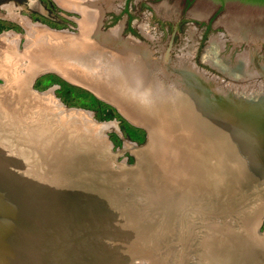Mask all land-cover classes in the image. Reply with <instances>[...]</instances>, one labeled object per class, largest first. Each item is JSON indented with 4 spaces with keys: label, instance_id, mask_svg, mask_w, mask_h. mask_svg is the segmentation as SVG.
Masks as SVG:
<instances>
[{
    "label": "rangeland",
    "instance_id": "374dc122",
    "mask_svg": "<svg viewBox=\"0 0 264 264\" xmlns=\"http://www.w3.org/2000/svg\"><path fill=\"white\" fill-rule=\"evenodd\" d=\"M65 1L71 7L57 0H0V118L10 124V130L0 124V134L7 130L0 136V264H264V166H258L264 145H253L256 136L264 143V129L238 132L243 139L253 136L248 148L255 152L244 155L249 163L245 169L224 160L226 168L219 175L209 173L216 162L211 156L210 165L199 164L209 176L206 183L191 187L181 201L174 197L171 209L166 191L158 190L153 168L164 166L163 146L168 147L166 168L175 163V138L162 144L155 138L154 145H148L149 134L152 138L155 133L147 118L155 104L162 108L164 103L151 99L147 76L141 72L122 80L131 83L123 90L129 94L130 109L140 111L137 124L119 102L99 97L80 80L51 68L77 50L84 61L93 55L85 65H93L90 72L99 74L103 69L98 57L108 53L92 38L88 45L80 42L90 29H85L83 10ZM105 1L95 2L102 14L98 35L118 28L116 47L130 42L140 46L148 73L159 83L164 78L160 85L177 91L184 87V105L180 94L172 103L174 114L186 125L189 117L209 115L204 133L208 141L213 107L218 110L221 94L264 96L263 19L186 0ZM8 5L14 6L17 20L8 17ZM28 23L41 25L50 36L35 33L29 38ZM7 31L15 36L2 38ZM37 38L47 39H41L47 46ZM36 40L39 46L32 45ZM241 62L254 65L253 71H230ZM52 88L51 94H42ZM144 88L150 98L139 92ZM221 108L237 119L246 113ZM92 120L116 121L118 130L108 129L101 138L99 131L91 130Z\"/></svg>",
    "mask_w": 264,
    "mask_h": 264
},
{
    "label": "bare ground",
    "instance_id": "6f19581e",
    "mask_svg": "<svg viewBox=\"0 0 264 264\" xmlns=\"http://www.w3.org/2000/svg\"><path fill=\"white\" fill-rule=\"evenodd\" d=\"M74 1L75 2L73 3V5L80 7V9L83 10V12H84L85 19H86L85 22L87 23V25L89 27L88 28L86 26L87 28H85V29L86 30L90 29L89 31L84 33L83 37L80 38V42L88 45V42H92L91 41V38H92L93 41L97 42L96 47L98 49L108 51V53L100 55V58L98 57V59H99L98 64L100 62V64H101L100 66L103 69V70H100V71H102V73L97 74V72L96 73L90 72L93 65L92 66L85 65V62L87 63L91 59V57L93 56L90 51H89V54L92 56L88 55V57H89L88 58L89 60L87 59L88 61L83 60V58H85V56H82V55L77 56L78 52L76 50V51H73L71 55L68 54L65 58H63L60 61L61 63L56 62L55 64H53L51 66V68H55L56 70H59L60 74H62L63 76L66 75L70 79L72 77H75L78 81L80 80L79 83L84 85L86 88L92 89V91H95V93H97V95L99 97H104L106 99H109L110 101H116L117 103L119 102L118 104H120V106L123 107L122 109L125 112V114L128 117H130V119L133 122H135L137 124H140L138 122V119L141 118V115L139 113L140 111H135L134 109L133 110L130 109L132 107V105H131V103H129V101H130L129 94L125 92L127 90H123V89H125L124 87H127V85L130 86L131 83L128 79L127 83L124 82V83H126V85H125L122 82V80L127 75H128V77H131L133 75L134 76L136 75L139 77L141 75V72H142V76L143 75L147 76V79H145V80L148 81L150 84V87L153 88L151 99L154 98V99H157L158 101H160L161 103H164V105L161 104L162 108H160L159 103L155 104L152 117L147 118V119H149L150 124L153 125V132L155 133L152 136V138H150V134H149L148 145H149V147H150V145L152 147L154 145V141L156 140L155 138L159 139L160 144L163 143V139H164V143H166L165 140H168L169 138H172V139L175 138L174 139L175 141L174 140L172 141V143H174V146L171 148H172V152L174 153L173 157H174V161L176 164L175 163H173L172 165L170 164L168 167L169 169L166 168L165 162H166V158L168 157V156H166V154H167L166 148H168V147L163 146L160 150V151H162L161 153L163 155L161 157L160 156L159 157H160V159H163L164 166H162V168H160L158 170L153 168V172H155L158 175V177H156V176L155 177L159 178V180H160L159 181L157 179L159 182L158 183V188H159L158 190H162L163 192L166 191L164 194H166V193L168 194V196H166V197L164 196V198H166V199L168 198L167 199L168 200L167 206L174 207V205L172 204V202L174 203V201H175L174 197L175 198L177 197V200L179 199L181 201V198L186 197V195L190 193L191 187L196 185V186H199L201 188L202 185L204 183H206V181H207L206 178H208L209 176H208L207 172L205 173L206 174L205 175L199 170V168H201V166L199 164L202 165L205 162L206 165H210V163H208L210 158L213 157L212 159H214V157H215L216 162L214 163V166L209 167L208 169H210L209 173L213 172V173L219 175L222 168L225 167L223 165V161L225 160L227 163H231L230 160H232V159L229 157L230 153H233L235 159L239 158V160H242L243 162L246 160L244 158V155H246L248 153H250L251 155L254 154V152H255L254 149L248 148V146L250 144L248 139H251L253 136L248 135V139H246V138L243 139L242 136H239L240 134H238V132L241 129H245V130H250V128L251 129L253 128V130H254V128H255V130H261V129L263 130L264 129V96L262 98L252 97L250 99V98H246V97L238 98V96H235L234 94H231V93H229L227 95L221 94V98L216 99L217 102L220 101L221 99L224 101L223 102L224 104H221L220 102H218V104H220V106H222V107L227 106L229 108V106L227 104L228 102L231 103L232 105L238 104L239 106H242L244 111H246V113L244 115H246V114L247 115L246 116L242 115L243 118H238V119L234 117L236 115H234V116L225 115L224 116V110H222L223 111L222 112L219 109V107H218V110L215 107H213L214 111H213V115L211 116V122H212V128L211 129H212V131H211L210 139L208 141V136L205 137V134H204L205 130L203 131V129H202L200 131V129H201V125L203 124L202 120H204L206 123L208 120H210V118L208 119L209 115L202 112L203 115H207V117H205L201 114L200 115L202 117L200 119H196L195 116L192 118L189 117L188 122H190V124L186 125L185 123H183V117L178 119L174 114L175 110H174V105L172 103L173 102L175 103L179 99V95L181 94V96H182L181 107H183L184 96H185V94L188 93V92H186L185 88L183 87L182 89H180V91H177L179 89L178 87L175 88L173 86L174 89H168V87H166L165 85H160L161 81L164 78L162 80H160V83H159L151 74L148 73L149 68L147 65V55H146V52L140 46L133 45L132 42H130V43H127L126 45H123V47H120V46L116 47L118 37L120 36L119 30H117L118 28H116L115 31L112 33H109V34H106L103 36L98 35L97 30H98V26H99L98 25L99 24V18L101 15V13L99 12V9L96 7V4H95V2H97L98 0H74ZM106 1L104 3L110 2V1H107V2ZM62 3H63V0L60 4H62ZM64 3H66V2H64ZM100 3H102V2H100ZM62 5H64V4H62ZM66 6H68V5H66ZM5 8L7 9L8 13H9L8 17L14 18L15 14H16V13L15 14L13 13L14 6L8 5ZM14 19H16V18H14ZM18 19H19V17H18ZM25 20H26V18L24 19V22H22V23H25V26H26L27 22ZM28 25L30 26L29 27L30 29L27 28ZM28 25L26 28L29 31V38L31 36H33L35 33L38 36L40 35L41 37H43L44 35H47L46 33H48V35H49V31H46L45 30L46 28L44 29V28L40 27L41 25L34 26L35 24L30 25V23H28ZM50 34L52 36V33H50ZM10 35L15 36V32L14 31L4 32L1 37L6 38V37H9ZM38 36H36V37H38ZM45 38H44V40L42 38H37V39H39V41L42 39L44 42H46L45 40H47V39H45ZM42 40H41L42 43L39 42L38 40H36L35 42H37V43L34 42L35 44H32V45L37 44V46H39L38 44L41 43L43 46H45V45L47 46L48 43L44 44ZM29 42H31V41H29ZM43 46L39 47L40 50ZM48 48H47V50H48ZM45 49L46 48H44V50ZM31 50H32V48H31ZM85 53H87V52H85ZM97 53H95V55H97ZM101 53H102V51H101ZM109 53L113 54V58H109L110 56H112V55L109 56L108 55ZM98 56H99V54H98ZM92 58H94V57H92ZM154 59H156V58H154ZM72 62H73V64H72ZM153 63L155 65V62H153ZM152 64H151V66H152ZM97 66H99V65H97ZM253 67H254V65H251V64L248 65L247 62L246 63L241 62L240 65L234 64L233 66H231L232 69L230 71L231 72L233 71V72L237 73L238 75H246L248 73L250 74V71H253L252 70ZM153 68L154 67H152V70H153ZM154 69H156V68H154ZM100 71H98V72H100ZM153 71H152V73H153ZM158 71L156 73H158ZM262 71H264V69ZM131 72H132V74H131ZM129 75H131V76H129ZM119 76H121V77H119ZM156 76L158 78V74ZM135 78H137V77H135ZM137 79H139V78H137ZM137 79H135L134 81L137 82ZM140 81L142 82V79ZM162 82H164V80ZM133 84H135V83H133ZM139 84H140V82H139ZM139 84L137 82L136 85H139ZM144 84H145V82H144ZM136 85H135V87H137ZM167 85H169V84H167ZM182 86H184V85L182 84ZM138 87H140V85ZM145 88H144V90L141 89V91H139V92L141 93L143 91V93L144 92L147 93L148 91H145ZM169 88H172V86ZM55 89L56 88H52V89H50V90H48L42 94L46 96L48 94H51V92H53ZM138 89H140V88H138ZM131 90H132V88H131ZM184 90H185V94L183 96ZM129 93H131V91ZM140 93L138 94L139 96L143 95ZM149 94L150 93H147L148 97L150 96ZM138 95H137V97H138ZM135 99H136V97H135ZM144 99H146V98H144ZM138 101H140V100H137V102ZM56 106L62 108L59 103H57ZM144 107H146L148 109L147 106H144ZM230 109L235 113L239 112L241 114V111L237 110L236 106H230ZM77 115H78V113H77ZM89 117L92 118L90 115H89ZM215 117H217V118H215ZM85 120H86V118H85ZM157 120H160V121L157 122ZM162 121H164V123ZM76 123H77V121H76ZM88 123H90L94 127L93 129H91L92 131H94V130L99 131V133L101 135L98 132L97 133L101 136V138L105 135L104 133L107 132L108 129H112L115 127L118 130V123L116 121H104V122L96 123V121L92 120V122H88ZM0 124H6L7 126L10 125V124H7L6 119H5V121H4V119H1ZM87 126H90V125H87ZM7 130H10L9 126H8ZM2 131H4V130H2ZM6 131H4L2 134H0V136L4 135ZM30 133H29V135H31V137H36V135L34 133H32V132H30ZM148 133H149V130H148ZM173 135H175V136L172 137ZM255 140H256V142L253 144L254 148L255 149L262 148L264 143L262 141H260V138L258 136H256ZM247 148L250 150L249 151L246 150ZM261 151H264V148H262ZM156 158L158 159V156ZM150 161H152V160H150ZM40 162H42V161H40ZM252 162H253V160H252ZM254 163H255V161L253 162V164ZM181 164L182 165L185 164L186 166L184 167ZM246 164H247V162H246ZM256 165H257V163H256ZM259 165L264 166V160H259L258 166ZM238 166H240L241 169L246 168L242 165H238ZM249 171L259 172L258 169H249ZM165 172H169L171 176L170 177L164 176ZM253 174H252V176H254ZM204 179H206L205 182H204ZM11 181L13 182V180H11ZM172 186H174V188L176 186H178V189L171 190L170 188ZM162 191L160 193H162ZM6 201L9 202V199L7 198ZM169 203L172 205H170ZM172 207H171V209H173Z\"/></svg>",
    "mask_w": 264,
    "mask_h": 264
},
{
    "label": "water",
    "instance_id": "95a60500",
    "mask_svg": "<svg viewBox=\"0 0 264 264\" xmlns=\"http://www.w3.org/2000/svg\"><path fill=\"white\" fill-rule=\"evenodd\" d=\"M189 1L209 5L212 7H216V8H220V9H224V10H228V11H232V12H236V13H240V14H244L247 16H251V17H255V18H259V19L264 20V0H189ZM174 35H175V32L173 31L172 36H171L170 41H169V44H168V47H167V50L165 52V55L168 57H169V54H170L172 46H173ZM218 102H217V104H218ZM223 102L224 101L221 99L220 103L224 104ZM227 104H228L229 108L227 106L226 107L218 106V107H222L221 109H223V108L230 109V106H236L237 110L243 111L242 106H239L238 104L232 105L229 102ZM241 115H243V114H241ZM246 115H243V116H246ZM200 118L197 117V119H200ZM215 118H217V117H215ZM202 123L203 124L201 125L200 131L202 129H203V131L207 130L208 127L206 128V126H207L206 122L204 120H202ZM229 157L232 159V160H230L231 163L236 165V166H238V165H242L244 167L248 166V161L245 160L243 162L242 160H239V158L235 159L233 153H230ZM246 162H247V164H246Z\"/></svg>",
    "mask_w": 264,
    "mask_h": 264
},
{
    "label": "crops",
    "instance_id": "0c3cea01",
    "mask_svg": "<svg viewBox=\"0 0 264 264\" xmlns=\"http://www.w3.org/2000/svg\"><path fill=\"white\" fill-rule=\"evenodd\" d=\"M69 1H71V2H75L74 0H69ZM58 2L61 3L62 0H60V1L58 0ZM64 2H66V1L63 0V3H62V4H64L65 6L68 5L67 3H64ZM71 4H72V3H71ZM68 6L70 7V5H68ZM73 6H74L75 8H78V7L75 6V5H73ZM82 12H83V11H82ZM83 14H84V12H83ZM84 17H85V15H84ZM101 17H102V14L100 15V18H99V24H100V21H101ZM99 24H98V25H99ZM98 27H99V26H98ZM59 33H61V32H59ZM60 35H62V34H60ZM81 37H82V36H81ZM81 37H80V38H81Z\"/></svg>",
    "mask_w": 264,
    "mask_h": 264
},
{
    "label": "flooded vegetation",
    "instance_id": "af4514ba",
    "mask_svg": "<svg viewBox=\"0 0 264 264\" xmlns=\"http://www.w3.org/2000/svg\"><path fill=\"white\" fill-rule=\"evenodd\" d=\"M187 2H189V0H186ZM41 5V4H40ZM42 6V8L44 7L43 5H41ZM44 9V8H43ZM220 9V8H219ZM208 24H209V22H208ZM206 31V30H205ZM201 40H202V38H201ZM260 57H263L262 55L260 56Z\"/></svg>",
    "mask_w": 264,
    "mask_h": 264
}]
</instances>
